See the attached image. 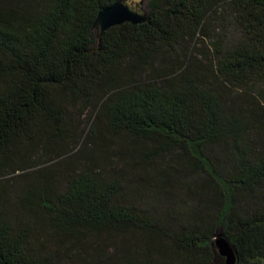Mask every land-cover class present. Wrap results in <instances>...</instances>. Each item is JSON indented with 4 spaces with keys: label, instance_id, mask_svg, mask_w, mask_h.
I'll return each instance as SVG.
<instances>
[{
    "label": "trees",
    "instance_id": "16d2710c",
    "mask_svg": "<svg viewBox=\"0 0 264 264\" xmlns=\"http://www.w3.org/2000/svg\"><path fill=\"white\" fill-rule=\"evenodd\" d=\"M115 1L0 0V171L67 137L76 105L130 145L116 168L72 171L62 191L46 169L31 179L24 222L0 214V264H225L218 234L236 264H264V101L238 94L264 81V0H226L241 38L202 75L190 53L164 82L143 75L205 34L222 0H149L145 23L98 42L92 24Z\"/></svg>",
    "mask_w": 264,
    "mask_h": 264
},
{
    "label": "rangeland",
    "instance_id": "374dc122",
    "mask_svg": "<svg viewBox=\"0 0 264 264\" xmlns=\"http://www.w3.org/2000/svg\"><path fill=\"white\" fill-rule=\"evenodd\" d=\"M204 33L197 34L195 38L173 51L162 53L157 57L153 71L143 75V78L161 79L164 82V71L171 67L176 68L190 53L196 54L195 65L200 64L197 70L202 75L204 58L215 61L216 52L234 46L241 38L242 34L228 1H220L210 12ZM249 93L264 101V81L252 83L247 93H238L239 98H249ZM65 126L67 137H50L45 138L46 140L41 138L46 141L44 147L37 146L33 150L28 148L20 153L19 160L25 169L14 173L0 171V194L4 204L0 214L13 224L24 222L27 210L21 196L28 182L36 179L42 169L47 170V179L52 189L62 191L68 174L72 171L84 166L103 171L116 168L119 152L130 147L125 138L115 139L110 134L104 120L97 118L96 109L93 108L84 109L80 105L67 107ZM140 146L141 144H138L136 148ZM190 200L191 197H181L178 203L189 206Z\"/></svg>",
    "mask_w": 264,
    "mask_h": 264
},
{
    "label": "water",
    "instance_id": "95a60500",
    "mask_svg": "<svg viewBox=\"0 0 264 264\" xmlns=\"http://www.w3.org/2000/svg\"><path fill=\"white\" fill-rule=\"evenodd\" d=\"M149 0H116L111 5L101 9L92 24V31L97 41L110 27L129 22L134 25L147 21ZM216 252L224 258L225 264H236V253L229 241L218 234L213 241Z\"/></svg>",
    "mask_w": 264,
    "mask_h": 264
}]
</instances>
